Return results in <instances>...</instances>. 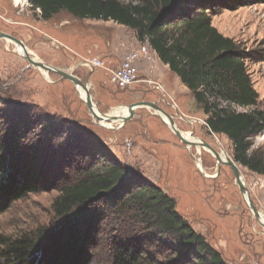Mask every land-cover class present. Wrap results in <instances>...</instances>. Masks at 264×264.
Instances as JSON below:
<instances>
[{"label":"rangeland","instance_id":"rangeland-1","mask_svg":"<svg viewBox=\"0 0 264 264\" xmlns=\"http://www.w3.org/2000/svg\"><path fill=\"white\" fill-rule=\"evenodd\" d=\"M118 1L129 5L139 0ZM198 1L212 4V25L238 44L259 94L258 108L264 112V0ZM107 26L115 23L81 20L66 11L44 21L39 10L32 8L31 0H0V32L21 40L44 63L69 70L85 82L89 79L93 100L102 114H109L120 105L127 108L122 106L131 103L126 96L141 90L137 84L127 90L116 89L109 71L120 65H110L90 45H107L113 38L107 34ZM119 37L123 40L133 37V33ZM83 41L87 43L81 45ZM15 47L11 41L0 39V145L10 143L28 159L34 158L39 191L10 207L0 206V238H15L61 223L55 218L53 203L62 185L82 179L86 170L94 166L116 163L128 174L124 188L142 182L161 188L176 202L177 211L195 232L202 234L228 264H264V227L255 219L229 166H222L220 176L212 179L218 171L217 160L205 149L202 156L197 154L196 146H188L187 150L151 108H139L126 123L106 127L93 118L72 82L52 73L47 80L15 52ZM95 59L103 67L90 70L86 62ZM95 81L101 87L96 88ZM164 89L157 91L162 100L156 104L173 116L177 128L184 135L194 132V138L205 140L217 153L225 148L234 160L232 142L209 130L204 106L191 92L182 84L173 85L172 95ZM236 109L244 112L255 108ZM253 149L264 152V134L254 138ZM197 157H202L205 174L196 166ZM238 166L245 175L252 201L264 213V175ZM115 204V200L101 201L83 218L81 229L89 231V236L81 233L86 244L80 248V264H111L117 244L130 247L131 253L143 251L150 259L163 263L167 261L158 254L168 256L184 250L177 240L166 236L156 243L134 222L132 212L121 211ZM78 216L77 211L71 219L77 221Z\"/></svg>","mask_w":264,"mask_h":264},{"label":"trees","instance_id":"trees-1","mask_svg":"<svg viewBox=\"0 0 264 264\" xmlns=\"http://www.w3.org/2000/svg\"><path fill=\"white\" fill-rule=\"evenodd\" d=\"M31 5L44 21L66 11L77 19L111 21L134 30L138 41L148 42L204 106L209 130L232 142L234 161L264 175V152L253 149L254 138L264 134L259 94L238 44L212 25L211 3L139 0L126 5L118 0H31ZM236 107L255 109L240 112ZM28 157L10 143L0 145L2 209L39 191L34 158ZM94 167L86 170L82 179H73L60 188L53 210L61 223L15 238L1 236L0 264H80V248L86 244L81 233L89 232L81 229L83 218L92 206L107 200H115L114 206L121 211L132 212L134 222L156 243L166 236L184 248L168 256L158 251L167 261L163 263L143 251L131 253L130 247L117 244L111 264H228L202 234L195 232L161 188L142 182L127 189L124 167L116 163ZM77 211L80 216L73 221L71 215Z\"/></svg>","mask_w":264,"mask_h":264},{"label":"crops","instance_id":"crops-1","mask_svg":"<svg viewBox=\"0 0 264 264\" xmlns=\"http://www.w3.org/2000/svg\"><path fill=\"white\" fill-rule=\"evenodd\" d=\"M129 30L131 29L126 26H123V25L120 26L115 23V26L106 27L107 34L109 35L111 33L113 35V38L111 40H108L106 46L101 42H99V44H90L96 47V52L100 53V55H104L105 59L110 62V65L112 63V64H116L119 66L121 62L123 61V59L126 57V55L129 54L130 52L135 51L139 53L140 59L137 65L139 69L138 73H139L141 82L137 83V85L140 87L141 90L135 91L133 93H129L128 94L129 96H126L125 99H128L129 97V99L131 100V103H129L128 105H122V106H129L130 104L140 102V101H148V102H154V103L160 102L162 99L159 97V93L157 91H160V92L162 90L165 91L164 88L170 91L169 93L170 95L175 94L173 91V85L177 86L178 84H182L178 76L173 74L170 71L169 67L165 65L159 59L158 55L150 47L148 42L138 41L135 32H129ZM125 33L126 34L133 33V37H128V38L126 37L123 40H120V37L119 39H117L119 34H125ZM83 43H87V42L83 41L81 42V45H83ZM84 46L86 48V46L88 45H84ZM121 47H126V48L124 50ZM76 51L78 52V50ZM88 52L93 53V51H88ZM81 55H84V54H81ZM95 76H92V77H95ZM146 81H152L155 84L160 85L162 89H158L154 85L146 83ZM94 83H95L94 85L96 88L101 87L100 82L95 81ZM127 103H123V104H127ZM118 107H121V105ZM175 111L177 112L176 109ZM148 118H154V116H148ZM144 120L142 121L143 123H145Z\"/></svg>","mask_w":264,"mask_h":264},{"label":"water","instance_id":"water-1","mask_svg":"<svg viewBox=\"0 0 264 264\" xmlns=\"http://www.w3.org/2000/svg\"><path fill=\"white\" fill-rule=\"evenodd\" d=\"M0 39H6V40L14 43L17 46V48H19L23 51V57L29 62L30 65H32L36 69L40 70L41 72L47 73V74L52 73V74L59 75L62 80H68V81L72 82L74 84V86L76 87L79 95H80L81 90H83L86 94V98L83 101L85 102L88 110L90 111L91 115L93 116V118L95 120H97L99 122H101V121L107 122V121L115 119L114 117L109 116V114H102L101 113V115L99 116L96 113L95 109H98V108L95 105V102L93 100V96H92L91 91H90L89 79H87V81L85 82L81 78L75 76L69 70H65V69L55 67V66L48 65L41 60H35L32 53L27 49L26 45L21 40L17 39L16 37H14L12 35L0 32ZM127 107H128V114L126 117H124L122 119V123H126L128 120H130L134 116V113L137 109H139V108H151V109L155 110L156 112H158L159 116H160V114H164L166 116V118L169 121L170 127L171 126L174 127L173 133H175V135H177V137L181 140V142L183 144H185L187 146L193 145L190 142H188L186 139H184L182 136V133L178 129H176L173 116H171L169 113H167L165 110H163V108L159 107L156 103L148 102V101H140V102L130 104ZM202 146L210 147L209 144H207L206 142H203ZM213 152L215 154H217L214 150H213ZM222 166H229L231 168L241 194L243 195L244 198L247 197V199H248V202H246L247 205L251 209V211H252L255 219L257 220V222L261 226L264 227V222L260 221L259 210L257 209L256 205L254 204V202L251 199V194H250L249 188L247 186H245V184L243 183L242 174H241V171L238 167V164L232 159H227L226 161H222V162L220 161L219 173L221 171Z\"/></svg>","mask_w":264,"mask_h":264},{"label":"bare ground","instance_id":"bare-ground-1","mask_svg":"<svg viewBox=\"0 0 264 264\" xmlns=\"http://www.w3.org/2000/svg\"><path fill=\"white\" fill-rule=\"evenodd\" d=\"M16 2H25L26 0H15ZM16 46V45H15ZM15 49V52H17L19 55L23 56V51L19 48H17V46L14 48ZM35 60H39L37 57L33 56ZM44 75H45V78L47 80L50 79L49 75L47 73H44L42 72ZM162 89V88H161ZM81 95L83 96V99L85 100L86 98V94L83 90H81ZM96 113L100 116L101 113L100 111H98V109H95ZM128 114V107H118V108H115L113 109L110 113H109V116H112L114 117L115 119L113 120H110V123H106L105 121H101V124H104L106 127H113L114 125L113 124H118V125H122V119L124 117H126ZM161 118V120L170 128L172 129L171 131L173 132V129L174 127L171 126L170 127V124H169V121L168 119L166 118V116L164 114H160L159 116ZM113 123V124H112ZM175 123V122H174ZM175 127L176 129L177 128V125L175 124ZM179 130V129H178ZM180 131V130H179ZM181 132V131H180ZM182 133V132H181ZM190 134V133H189ZM189 134H186L184 135L182 133V136L184 139H186L188 142H190L191 144L195 145L196 146V149H197V154L198 155H201L202 156V150L205 149L213 158H215L217 161H218V164H217V168L219 169V165H220V161H226L227 159H231L229 154L226 152L225 148L221 150V153H217L215 154L213 152V150L211 149V147H205V146H202L203 140H200V139H194L193 136H187ZM191 139H194L195 141L191 140ZM191 146V145H189ZM210 146V145H209ZM222 146V145H221ZM197 166L200 170V172H202L203 174H205V168L203 166V163H202V157H197ZM239 167V166H238ZM240 169V167H239ZM241 171V169H240ZM241 174H242V180H243V183L246 185V179H245V175L243 174V172L241 171ZM246 202H248V199L247 197L245 198ZM260 213V221L264 222V213L262 211H259Z\"/></svg>","mask_w":264,"mask_h":264},{"label":"built area","instance_id":"built-area-1","mask_svg":"<svg viewBox=\"0 0 264 264\" xmlns=\"http://www.w3.org/2000/svg\"><path fill=\"white\" fill-rule=\"evenodd\" d=\"M140 59V55L138 52H131L129 53L121 62L120 66L117 69H110V76L112 84L121 90L130 89L134 84L141 82L139 77V69H138V62ZM89 64V69L95 68H102L103 63L95 59L93 61L86 62ZM146 83L154 85L158 89H161V86L155 84L152 81H146Z\"/></svg>","mask_w":264,"mask_h":264},{"label":"flooded vegetation","instance_id":"flooded-vegetation-1","mask_svg":"<svg viewBox=\"0 0 264 264\" xmlns=\"http://www.w3.org/2000/svg\"><path fill=\"white\" fill-rule=\"evenodd\" d=\"M92 70H94V69H92ZM117 89V88H116ZM118 90H121V89H118ZM185 121V120H184ZM175 134V133H174ZM187 134H189V133H187ZM194 136L195 135V133L193 132L192 134H189V135H187V136ZM177 136V135H176ZM179 139V138H178ZM194 139H200V140H203V139H201V138H194ZM206 139V138H205ZM180 140V139H179ZM181 141V140H180ZM203 141H205V140H203ZM206 142V141H205ZM182 143V142H181ZM207 143V142H206ZM207 144H209V143H207ZM185 145V144H184ZM187 148V150H188V146L187 145H185ZM192 146H194L195 147V145H192ZM196 148V147H195ZM189 153H190V151H188ZM217 153V152H216ZM191 154V153H190ZM209 154V153H208ZM210 155V154H209ZM191 156H192V154H191ZM211 156V155H210ZM212 157V156H211ZM193 158V157H192ZM213 159V158H212ZM215 159V158H214ZM213 159V160H214ZM193 160H195L194 158H193ZM196 161H197V159H196ZM203 162H205L204 161V158H203ZM218 162V161H217ZM197 166V165H196ZM207 167V166H206ZM214 168V167H213ZM212 168V169H213ZM221 171H222V168H221ZM221 171H220V173H219V169H218V171H217V174L214 176V177H212V179H214V178H218L219 176H220V174H221Z\"/></svg>","mask_w":264,"mask_h":264}]
</instances>
